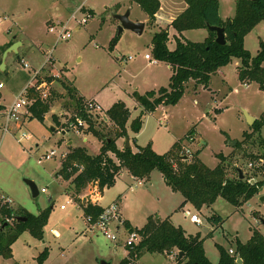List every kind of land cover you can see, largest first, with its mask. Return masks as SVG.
<instances>
[{
  "label": "rangeland",
  "instance_id": "rangeland-1",
  "mask_svg": "<svg viewBox=\"0 0 264 264\" xmlns=\"http://www.w3.org/2000/svg\"><path fill=\"white\" fill-rule=\"evenodd\" d=\"M159 1L157 16L149 21L134 0H0V44L12 41L15 35V40L23 42L18 55L9 52L6 56L10 73L0 72L4 83L0 88L2 104L10 105L19 89L28 83L24 78L27 69L22 67L20 58L30 64L31 78L44 62V55L37 49L51 53V61L43 67L45 84L37 83L39 76L36 75L27 85L38 93L46 91L43 100L48 102L49 111L41 121L30 118L23 109L20 128L16 129L17 124L10 122V132L0 131V194L10 199L11 205L1 204L34 215L52 206L43 238L37 239L24 230L11 246L12 257H1L0 264H37V256L45 247L47 253L42 264H98L100 260L116 264L123 258L128 233L112 229L117 240L111 241L98 229L89 227L82 209L67 203L69 198L78 197L70 182L57 177L55 172L60 167V153L68 150L69 141L73 147H85L89 154L99 151L102 142L92 135L90 125L108 131L109 126L101 120H107L105 111L115 101L122 100L129 107L131 119L141 114L140 108L134 109L137 105L133 91L143 93L167 86L172 70L163 61L149 63L145 54L152 57V35L162 28H167L169 33L168 47H174L175 30L170 22L185 8L186 0ZM219 5L223 18L234 15L235 0H219ZM128 7L131 8L130 19L145 22L141 34L126 28L118 32L119 20L111 13L115 9L122 13ZM5 15L7 19L3 18ZM59 22H67L69 31V36L61 40H57ZM51 26L54 31L49 30ZM207 34L206 28L189 29L183 31L182 37L203 41ZM115 35L118 39L111 47ZM262 39L264 21L245 35L244 47L255 55ZM239 64L240 60L233 58L211 76L207 87L188 81L175 104H161L145 112L132 145L136 149L150 143L156 152L164 153L180 142L181 152L184 147L192 154L199 150L198 157L210 168L218 164V154L229 155L230 163L246 171L250 182L263 183L258 193L240 206L219 197L210 207L196 209L190 204L181 205L182 195L171 190L159 170L153 169L148 179L140 181L122 170L115 183L102 190L98 200L103 207L117 201L123 217L137 228L145 224L148 216H169L186 234H200L205 255L212 263L219 258L217 245L234 248L237 240L246 242L254 229L264 234V126L260 131L253 130L255 121L249 125L245 116V112L256 119L262 115L264 91L256 82L239 80ZM48 77L53 79L48 80ZM63 82H72L84 97L82 112L88 113L86 117L74 112ZM87 99L100 105L99 113L86 109ZM52 114L57 115V123L53 122ZM75 117L85 121L79 134L70 127ZM2 119L0 111V121ZM22 132L26 136L19 141ZM244 132L249 136L245 138ZM188 133L192 134L193 141L184 138ZM85 137L87 141L82 140ZM233 142L235 145H231ZM52 149L56 154L42 159ZM227 173L236 176L231 166ZM25 179L35 183L36 196L32 195ZM41 188L45 191L41 192ZM94 189V184L89 183L82 194L90 197ZM61 204L66 209H61ZM191 214H196L201 223L191 221ZM211 215L220 216L222 221L215 223ZM53 229L59 232L58 236ZM176 262L174 255L148 252L140 260H134V264Z\"/></svg>",
  "mask_w": 264,
  "mask_h": 264
},
{
  "label": "trees",
  "instance_id": "trees-1",
  "mask_svg": "<svg viewBox=\"0 0 264 264\" xmlns=\"http://www.w3.org/2000/svg\"><path fill=\"white\" fill-rule=\"evenodd\" d=\"M134 1L147 14L149 21L155 19L160 6L159 0ZM260 21H264V0H235V13L226 19H222L219 14V0H186L185 8L170 22L176 32L174 48L168 47L167 28L154 32L151 38L152 57L169 64L172 70L167 86L143 93L133 91L132 96L140 106L141 114L130 121L129 108L122 100L115 101L105 111L107 120H101L104 125L109 126L108 131L90 125L92 135L102 142L99 151L89 154L83 146L69 145L55 175L69 181L74 195L79 196L89 183H95L99 191L111 187L122 170L128 171L140 181L148 179L151 171L157 169L171 190L182 195L181 205L190 204L196 209L208 208L219 197L234 206L248 201L258 193L263 183L250 182L246 171H243L244 177L240 179L239 167L230 163L229 155L218 154V164L210 168L198 157L199 150L190 155L181 153L180 142L174 143L168 151L158 153L150 143L136 146V150L132 151L130 147H118L116 141L128 136V131L137 134L142 127V115L145 112H151L161 104H175L183 95L188 81L207 87L211 76L233 58L240 60L237 66L239 80L256 82L259 89L264 91V42L260 41L255 55L244 47V36ZM208 25L224 28L225 44L221 45L215 41V32L208 30ZM198 28L208 30L203 41L183 39V31ZM117 39L118 35L112 38L111 47ZM11 42L0 45V61L3 50ZM5 71L6 69L2 72ZM27 78L25 76V79ZM47 79L51 80L53 77ZM62 85L66 90L65 94L73 102L74 112L80 113L83 118L86 117L87 112H82L83 97L75 86L72 82H63ZM27 97L31 99L27 106V116L42 121L50 108L48 102L41 99L33 87L28 88ZM52 120L58 122L56 114H52ZM262 126L264 112L255 120L252 128L260 131ZM248 136V133L244 132V137ZM189 137H193L191 133L186 134L184 138ZM236 145H239V142ZM229 166L236 171V176L228 175ZM75 198L79 201L78 197ZM0 206L1 214L11 218V222L0 220V258L12 257L11 246L24 230H28L37 239L43 238L51 206L37 215L19 208ZM80 207L83 214L92 219L103 210L102 206L90 201L81 202ZM16 216L26 217V220L17 221L14 218ZM210 218L215 223L222 221L220 216L211 215ZM123 225L127 232L134 231L139 238L132 246H126L128 257H123L116 264H134V260H138L146 252L174 255L176 264H239L236 262L237 256L242 260L240 264H264V234L257 229L252 231L246 242L236 241L233 254L229 253V249L217 245L219 258L216 263H212L205 255L204 239L200 234H186L180 225L171 222L169 216H148L140 228L133 227L127 220L123 221ZM179 252H182V255L178 258ZM46 253L47 247L37 256V264H42Z\"/></svg>",
  "mask_w": 264,
  "mask_h": 264
},
{
  "label": "built area",
  "instance_id": "built-area-1",
  "mask_svg": "<svg viewBox=\"0 0 264 264\" xmlns=\"http://www.w3.org/2000/svg\"><path fill=\"white\" fill-rule=\"evenodd\" d=\"M72 17H74V16L72 15ZM84 20L85 19H82V21H84ZM67 22H65V23L59 22L58 23L59 28L57 30V40L65 39L69 36V31H68V28L66 27ZM49 30L54 31V27L53 26L49 27ZM145 58L150 60V62H152V63H154L156 61L154 58H152L148 54H145ZM20 61L22 63L23 68H25V69L30 68L29 63L26 60L21 59ZM50 61H51V53L49 51H44L43 66L40 69L35 70V72L31 75V78H30L28 84L32 82V80L36 77V75H37V77L39 76L37 78L36 82L41 83L43 85L45 84L46 79L42 76L43 67L47 63H49ZM41 71H42V73H40ZM29 73L31 74V71H29ZM51 76H55V74L51 75ZM27 85L21 92H19L16 95L13 102L10 103V105L6 106V108L4 109V111L2 113L3 119L0 122V131L2 133L11 131V127L9 126L10 122H14L16 124L20 123V119L24 115L23 109L27 110V106L31 103V99H29L27 97V91H28V87H29ZM2 86H3V84L0 82V87H2ZM39 95H40L41 99H43L47 96L46 91H41L39 93ZM84 106L86 107V109H89L91 111H95L97 113H99L101 110L100 105L93 99H87L86 103H84ZM26 114H28V110H27ZM103 117H105V116H103ZM84 125H85V121L82 117H75V119L70 123V127H71L72 131L77 133V134H79L81 132V128ZM25 136H26L25 132H22L20 137L18 138V140L20 141ZM187 139L189 141H193V137H189ZM181 153L186 154V155H190L191 151L189 148L184 147L183 151ZM55 154H56L55 150L52 149L47 154L43 155L42 159L49 158L51 156H54ZM66 154H67V151L61 152L60 153L61 158H64L66 156ZM40 191L44 192L45 189L41 188ZM78 198H79V201H77L76 199H73V198H69L67 200V203H73L77 206V208L78 207L81 208L80 207L81 202L90 201V200H85L82 197H78ZM1 203L11 205L10 199L3 196L2 194H0V205H2ZM60 208L63 209V208H65V206L61 204ZM0 214H1V212H0ZM85 218H86V223L89 227L98 229L106 238L110 239L111 241L117 240V234H115L112 229H114L116 232H118L120 229L127 232V230L124 228L123 221H122L121 216H120L119 205L117 202H112L108 206L104 207L103 210L101 211V213L95 219H92L90 216H86V215H85ZM1 219H5L6 222L11 221V218H9L7 216L3 217L0 215V220ZM190 220L197 223V224L201 223L199 217L196 214H191ZM127 233L129 236L125 240V246H132L133 244H135L137 242L139 236L134 231L130 232V233L127 232ZM229 253L233 254L234 251L232 249H229ZM125 257H128V251H127L126 247H125Z\"/></svg>",
  "mask_w": 264,
  "mask_h": 264
},
{
  "label": "water",
  "instance_id": "water-1",
  "mask_svg": "<svg viewBox=\"0 0 264 264\" xmlns=\"http://www.w3.org/2000/svg\"><path fill=\"white\" fill-rule=\"evenodd\" d=\"M130 7H128L124 12L119 13V12H115L112 11L111 15L114 18H117L119 20V25H118V32H120L123 28L129 29L137 34H141L143 31V28L145 26V22L144 21H138V20H132L130 19L129 15H130ZM208 30H212L215 32V41L218 44H225L226 40H225V36H224V28L222 26H218V25H208L207 26ZM15 38V37H14ZM21 45V41L19 40H15L13 41L9 46H7L1 55V61H0V71H4L5 69V58L7 56V54L9 52H14L17 54L18 52V47ZM245 116H246V120L248 122L249 125H251L254 121H255V117L250 116L249 114H247L245 112ZM236 142L231 143V145H235ZM129 147V138L126 136L125 137V144H124V148H128ZM187 156H183V158H186ZM238 172H239V178L242 179L244 177L243 172L240 168H238ZM25 182L28 184V186L30 187L31 193L33 196H36L38 194V189L35 185V183L32 180L29 179H25ZM17 221H25L26 217L23 216H16L14 217ZM182 255V252L178 253V258ZM236 262L237 263H242V260L239 256H237L236 258ZM98 264H110L108 261L105 260H100Z\"/></svg>",
  "mask_w": 264,
  "mask_h": 264
},
{
  "label": "crops",
  "instance_id": "crops-1",
  "mask_svg": "<svg viewBox=\"0 0 264 264\" xmlns=\"http://www.w3.org/2000/svg\"><path fill=\"white\" fill-rule=\"evenodd\" d=\"M117 6V5H116ZM220 6V5H219ZM115 11V10H114ZM115 12H117V10L115 11ZM219 14H220V11H219ZM220 16H221V14H220ZM228 17H232V16H226V17H222L221 16V18L222 19H226V18H228ZM4 19H7L8 17L5 15L4 17H3ZM66 21H69V19H67ZM259 24V23H258ZM257 25V24H256ZM256 25L254 26V28L256 27ZM253 28V29H254ZM144 29V28H143ZM183 33V32H182ZM176 34V32L173 34V36ZM16 36L17 35H15L14 37L16 38ZM207 36V35H206ZM245 37V36H244ZM15 38H13V40H12V42L13 41H15ZM8 42H10V41H8ZM8 42H4L3 44H0V45H5V44H7ZM11 42V43H12ZM169 42V41H168ZM262 42H264V39H262ZM168 44V43H167ZM23 45V42H21V45L20 46H22ZM20 46L18 47V52H17V55L19 54V48H20ZM174 48V47H173ZM172 48V49H173ZM259 49V48H258ZM38 50V52H41L43 55H44V51L41 49V48H38L37 49ZM22 59H24V58H22ZM5 60H6V58H5ZM20 60H21V58H20ZM24 60H26V59H24ZM27 61V60H26ZM28 62V61H27ZM158 61L156 60L154 63H152V62H150L149 61V63H151V64H156ZM43 63L44 62H42V64H40V66L37 68V69H35V70H38V69H40L42 66H43ZM30 65V64H29ZM167 67L169 68V69H171L170 68V65L169 64H167ZM9 67H8V65H7V63H5V69L7 70V72H6V74H9L10 73V70L8 69ZM31 68V67H30ZM30 68L29 69H27L25 72H26V76L28 77L27 78V80L26 81H28L29 82V80H30V76H29V71H30ZM45 68V67H44ZM172 73V72H171ZM24 78H25V75H24ZM0 82L3 84V86H4V83L0 80ZM28 84V83H27ZM26 84V85H27ZM26 85L25 86H23L22 88H20L19 89V92H21L25 87H26ZM2 86V87H3ZM1 88V87H0ZM77 90V89H76ZM150 90V89H149ZM147 91V90H146ZM145 92V91H144ZM84 98V97H83ZM86 99V98H85ZM135 100V99H134ZM13 102V101H12ZM11 102V103H12ZM136 102V101H135ZM0 105L2 106V108H0V111H1V115H2V113H3V111H4V109L6 108V105H4V104H2L1 102H0ZM126 105V104H125ZM136 107H134V109H136L137 107L138 108H140V106L138 105V103L136 102ZM127 106V105H126ZM129 108V107H128ZM130 110V109H129ZM140 110H141V108H140ZM130 116H131V111H130ZM43 118H44V116H43ZM134 118V117H133ZM132 119V118H131ZM130 118H129V121L131 120ZM2 121V120H1ZM0 121V122H1ZM22 124H21V122L19 123V124H17L16 125V129H18V128H20V126H21ZM135 135L136 134H133L132 132H130V131H128V138H129V147L132 149V151H135L136 149H134L133 148V145H132V143H133V141L135 140ZM83 141H87V138L85 137V138H83L82 139ZM116 143H117V146L118 147H120V148H124V144H125V137H122V138H118L117 139V141H116ZM72 146L71 145V141H69L68 142V146ZM73 147V146H72ZM137 148V147H136ZM59 177V176H58ZM59 178H61V177H59ZM65 181V180H64ZM92 184H94V190H93V193L90 195V197H88L87 195H85V194H79V196L78 197H82L83 199H85V200H90V202H92V203H96V204H98V200L100 199V194H101V192L102 191H99L98 190V187H97V185L95 184V183H92ZM117 202V201H116ZM98 205H100V204H98ZM100 206H102V205H100ZM108 206V205H107ZM103 207V206H102ZM51 208H52V206H51ZM104 208V207H103ZM63 209H66V207L65 208H63ZM119 211H120V208H119ZM83 212V211H82ZM120 216H121V219H122V221H124V220H127L126 218H124L123 217V215H122V213H121V211H120ZM128 221V220H127ZM129 222V221H128ZM130 223V222H129ZM131 224V223H130ZM132 225V224H131ZM133 226V225H132ZM134 227V226H133ZM54 233H55V235L56 236H58L59 235V232L56 230V229H53L52 230ZM229 249H232V250H234V248H229ZM128 251V250H127ZM122 252H123V257H125V247H124V249H122ZM143 256V255H142ZM142 256L138 259V260H140L141 258H142ZM171 256V255H170Z\"/></svg>",
  "mask_w": 264,
  "mask_h": 264
}]
</instances>
